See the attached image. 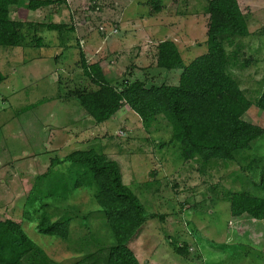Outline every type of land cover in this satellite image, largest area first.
Wrapping results in <instances>:
<instances>
[{"label":"rangeland","instance_id":"rangeland-1","mask_svg":"<svg viewBox=\"0 0 264 264\" xmlns=\"http://www.w3.org/2000/svg\"><path fill=\"white\" fill-rule=\"evenodd\" d=\"M236 1L248 35L222 40L227 57L235 56L226 72L254 101L264 79V0ZM35 2L40 6L31 9ZM207 2L16 0L9 8L23 41L0 47V221L16 223L40 251L22 264H105L113 241L93 190L68 186L46 195L55 183L71 182L78 169L59 162L48 171L50 160L88 149L116 163L121 183L144 209L145 222L127 243L138 264H264V220L232 218L227 202L237 191L264 197L260 164L246 168L250 158H264L263 113L251 106L242 117L263 130L248 151L202 165L179 157L163 125L145 132L126 106L94 125L70 95L85 84L79 51L85 63L99 62L114 86L176 85L180 70L157 69L153 50L171 41L183 65L204 54ZM40 215L67 219L68 239L38 234Z\"/></svg>","mask_w":264,"mask_h":264},{"label":"trees","instance_id":"trees-1","mask_svg":"<svg viewBox=\"0 0 264 264\" xmlns=\"http://www.w3.org/2000/svg\"><path fill=\"white\" fill-rule=\"evenodd\" d=\"M15 3L16 0H0V47L22 46L21 23L8 18L9 8ZM156 4L153 3V8L157 13L159 7ZM39 6L40 3L35 2L29 7ZM206 10L204 54L183 65L173 42L161 41L155 46L154 66L157 69L180 70L174 86L145 87L144 82L137 80L114 86L105 79L100 63H85L84 55L79 51V66L85 84L70 95L77 100L86 117L98 125L126 106L137 116L145 132L163 125L170 131L167 143L177 145L179 157L183 161L197 160L202 165L212 160L231 162L248 151L250 143L257 140L263 130L241 117L251 106L264 112V79L259 84V95L250 101L237 81L226 72L227 64H232L235 56L233 53L227 57L222 40L248 35L237 1L208 0ZM58 29L59 25L48 26V30ZM2 81L0 75V83ZM50 162L48 171L59 162H68L78 169L73 171L71 182L67 179L65 185L55 183L51 186L52 194L46 195H56L68 186L72 190H93L92 201L99 207L113 241L107 249L105 264H138L127 243L143 225L146 215L134 194L121 183L116 163L91 149L73 151L61 160L51 159ZM254 164L256 167L260 164L258 180L264 185V158H250L246 168L250 169ZM227 196L232 218L246 215L254 221L264 220V197L246 191L231 192ZM68 223L67 219L51 222L45 215H40L35 231L43 236L67 240ZM38 253L40 251L16 223L0 221V264H22L26 257Z\"/></svg>","mask_w":264,"mask_h":264},{"label":"crops","instance_id":"crops-1","mask_svg":"<svg viewBox=\"0 0 264 264\" xmlns=\"http://www.w3.org/2000/svg\"><path fill=\"white\" fill-rule=\"evenodd\" d=\"M164 41H166V40H164ZM167 41H168V40H167ZM15 48H17V47H15ZM142 48H143V47H142ZM139 53H140V57H141V56L143 55V53H141V50H139ZM139 53H138V54H139ZM154 53H155V52H154V50H153V54H152L153 58H154ZM138 67L143 68V66H141V65L138 66ZM104 75H105V72H104ZM105 79L108 81V79H107L106 76H105ZM239 88H240V87H239ZM122 107H124V106H122ZM122 107H121V108H122ZM126 108H127V107H126ZM127 109H128V108H127ZM257 111H258V110H257ZM246 112H247V111H246ZM246 112H245V113H246ZM245 113H244V114H245ZM259 113H261V115H262V113L264 114V112H261V111H259ZM244 114H243V115H244ZM243 115H242V117H243ZM113 117H114V116H113ZM242 117H241V119H242ZM263 117H264V115L260 116V118H263ZM245 119H246V118H245ZM242 120H243V119H242ZM255 120L257 121V119H255ZM244 121H245V120H244ZM247 121H248V120H247ZM247 121H246V122H247ZM250 122H251V121H249L248 123H250ZM250 124H253V123H250ZM253 125H255V124H253ZM256 126H257V125H256Z\"/></svg>","mask_w":264,"mask_h":264}]
</instances>
